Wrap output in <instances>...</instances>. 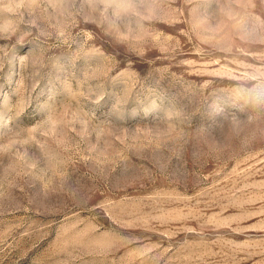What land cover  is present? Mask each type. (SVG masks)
<instances>
[{"label": "rangeland", "instance_id": "374dc122", "mask_svg": "<svg viewBox=\"0 0 264 264\" xmlns=\"http://www.w3.org/2000/svg\"><path fill=\"white\" fill-rule=\"evenodd\" d=\"M161 3L135 52L81 24L38 77L20 64L34 41L10 53L0 264H264V118L243 144L203 99L264 69V43L236 37L264 21V0ZM49 106L54 125L34 137ZM11 131L33 141L8 151Z\"/></svg>", "mask_w": 264, "mask_h": 264}, {"label": "clouds", "instance_id": "9594fccd", "mask_svg": "<svg viewBox=\"0 0 264 264\" xmlns=\"http://www.w3.org/2000/svg\"><path fill=\"white\" fill-rule=\"evenodd\" d=\"M164 14L161 0H0V40L8 42L0 45V70L10 63V53L17 45L32 40L36 50L20 64L24 70L32 69V77L40 76L50 47L70 46L72 31L81 24L94 25L115 43L135 52L146 33V22L159 20ZM236 37L241 43H264V21H241ZM231 85L227 95L213 92L203 99H211V106L220 116L218 126L227 125L247 144L248 138L243 136L246 128L254 120L264 118V69L253 70ZM229 104L231 111L226 110ZM56 110L55 106H49L43 118L29 128L36 130L34 137L45 135L39 126L54 125ZM246 110L248 114L242 117L240 113ZM180 115L179 111H170L167 119ZM87 116L85 113L83 118ZM205 132L206 129H201V134ZM31 141L20 131H11L5 139L12 144L8 151Z\"/></svg>", "mask_w": 264, "mask_h": 264}]
</instances>
